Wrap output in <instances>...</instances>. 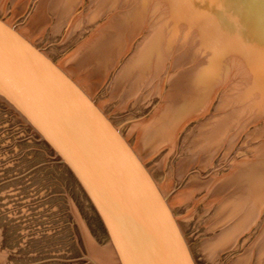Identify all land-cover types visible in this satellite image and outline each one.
Instances as JSON below:
<instances>
[{"label": "rangeland", "instance_id": "obj_1", "mask_svg": "<svg viewBox=\"0 0 264 264\" xmlns=\"http://www.w3.org/2000/svg\"><path fill=\"white\" fill-rule=\"evenodd\" d=\"M43 1L45 0H6L5 9L0 10V16L21 29L32 22ZM105 1L107 11L93 19L98 8L95 4L97 2L71 0L62 23L55 10L48 8V18L45 17L47 24L36 35L35 43L61 64L63 60L66 62V59H72L73 55L75 57L81 53L83 47L95 37L99 27L103 28L104 23L106 26L112 19H117L115 39L117 36L121 38H117L118 44L115 42V63L93 93V98L102 104L103 110L121 128L133 146L138 141L134 125L162 116L173 102L177 104L181 100L179 93L173 94L175 88L186 86L185 89H179L189 93L197 91L202 85L210 84L208 88L211 90H206L211 92L210 95H199L201 98L204 96V103L209 99L207 105L200 101L196 103L199 105L198 109L195 105L193 112L182 113L173 144L163 145L159 151L150 154L148 159L146 154H142L159 183L167 184V180L171 179L167 194L174 196L185 189H191L193 177H196L195 181L198 180L196 182L215 180L214 185L218 183L220 186L232 175L241 176V170H245V176L248 175L247 171L252 172L249 176H257V180H253L257 181L254 184L264 187V0ZM23 3L25 7L22 6ZM12 5L14 8H11ZM234 14L237 16L235 19ZM153 35L158 41L153 39ZM150 38L159 44H155L157 46L152 56H161L162 67L154 66L150 70L147 68L148 71L143 70L145 76L135 86L132 83L134 74H131L126 78L125 86L122 85L124 89L121 87L118 91L120 93L115 94L117 82L129 62L137 57L135 55L139 56L140 47L143 46L141 53L143 50L149 51L152 44L149 43ZM249 41L254 44H247ZM143 42H148V45L145 43L147 47ZM141 53L139 58L142 57L143 60L146 53ZM191 78H196L192 87L185 85ZM175 80L180 82V86H174ZM131 87L133 90L129 89ZM160 90L162 93L164 91L163 95ZM211 125L215 130L216 126L219 132L223 130L224 134H221L224 137L221 136L219 141L208 138L202 140L205 130L211 129ZM197 139L202 141L200 146L202 143L208 145H202L203 150L200 152L193 151V144ZM210 144H216L215 148ZM209 147L216 154L211 148L206 151ZM194 153L199 156L201 154V158H197ZM205 157L206 160L203 161ZM55 160L51 149L44 142L38 141L37 136L0 103V264H95L73 211L70 196L93 238L102 246L110 245L106 230L88 198L68 168ZM250 168L254 171H250ZM236 184L232 186L235 188L230 186L231 191H224L226 195L222 193L225 196L223 198L228 199L232 190L235 192L239 188ZM215 188L216 186L213 191ZM195 190L194 199L187 198L173 209L198 264H234L256 242L264 240L263 202L253 225L240 233L232 246L219 249L221 252L214 259L210 257L205 253L203 244L208 239L219 237L222 231V226L214 229L213 225L218 219L223 198L214 197L209 188L201 186ZM229 221L226 223L229 224ZM255 252L257 254L258 250ZM256 254L248 264L258 263Z\"/></svg>", "mask_w": 264, "mask_h": 264}, {"label": "water", "instance_id": "obj_2", "mask_svg": "<svg viewBox=\"0 0 264 264\" xmlns=\"http://www.w3.org/2000/svg\"><path fill=\"white\" fill-rule=\"evenodd\" d=\"M0 103L51 149L93 206L109 246L93 238L70 196L98 264H198L170 195L121 128L44 48L1 16Z\"/></svg>", "mask_w": 264, "mask_h": 264}, {"label": "bare ground", "instance_id": "obj_3", "mask_svg": "<svg viewBox=\"0 0 264 264\" xmlns=\"http://www.w3.org/2000/svg\"><path fill=\"white\" fill-rule=\"evenodd\" d=\"M20 1V0H19ZM70 1L71 0H45V1H43L42 2V4L39 6V8L37 9L38 11H37V13H36V15L34 16V18L31 20L32 22L31 23H29V25H27V26H23L21 29H20V31L21 32H23L25 35H27L31 40H35V37H36V35L40 32V30L47 24V19L46 18H48V17H46V15H48L47 14V9L48 8H50V9H52V10H55V12L59 15V21L61 22V21H63L64 20V18H65V12H67V8H70L69 6H70ZM178 1H180V0H178ZM209 1V0H208ZM216 1V0H215ZM5 2H6V0H0V10H4L5 8H4V6H5ZM49 4H48V3ZM78 2V1H77ZM93 2H97V3H95V4H97L98 5V8L96 9L97 11H96V13H94V14H96V16L94 17L93 16V19L94 18H96L97 16H99V14L100 15H102V13H104V12H106L107 10H106V6H105V4H106V1L105 0H93ZM186 2V1H185ZM193 2V1H192ZM241 2H243V1H241ZM15 3V2H14ZM18 3V1L16 2V4ZM29 3V2H28ZM41 3V2H40ZM210 3V2H209ZM22 4V3H21ZM174 4V3H173ZM185 4V3H184ZM211 4V3H210ZM213 4V3H212ZM25 4L23 3V5L22 6H24ZM112 4L111 3H109V6L110 7H112L111 6ZM176 5V4H175ZM197 5V4H196ZM27 6V5H26ZM20 7H21V5H20ZM25 7V6H24ZM175 7V6H174ZM189 7V6H188ZM192 7V6H191ZM11 8H14L13 7V5H12V7ZM10 8V9H11ZM198 8V7H197ZM19 9V8H18ZM181 9V8H180ZM189 9V8H188ZM215 9V8H214ZM106 10V11H105ZM174 11V10H173ZM193 11V10H192ZM196 11V10H195ZM197 11H199V10H197ZM23 13V12H22ZM114 13V12H113ZM194 13H196V12H194ZM232 13V12H231ZM15 14V13H14ZM178 15H179V13H177ZM187 14V13H186ZM222 14V13H221ZM254 14V13H253ZM235 15V14H234ZM233 15V16H234ZM17 16V15H16ZM122 16V15H121ZM233 16H232V18H233ZM46 17V18H45ZM237 16L235 15L234 16V19L236 18ZM253 17V16H252ZM50 18V17H49ZM122 19V18H121ZM125 19V18H124ZM49 20V19H48ZM70 20V19H69ZM115 20H117V19H112V22L110 23V24H108V25H106L105 26V23H104V27L103 28H100L99 27V29L98 30H96V34L94 35L95 37H92L93 39H92V41L91 42H89L88 44H86L82 49L83 50H81L82 52L81 53H78V55H76L75 57H74V55H73V58L72 59H70V58H68V59H70V60H68V59H66V62L64 61V63H63V61L61 62V66L70 74V75H72L84 88H85V90L89 93V95H91V97H93V93H95L96 91H97V89L99 88V86L101 85V83H102V81H103V79L105 80V77H106V75H107V73L109 72V69L112 67V66H114V63H115V46H116V43L118 44L119 43V41L118 42H116V40H117V38H118V36H117V38L115 39ZM122 21V20H121ZM121 21H119V22H121ZM59 22V23H60ZM118 22V23H119ZM62 23V22H61ZM124 23V22H123ZM122 23V24H123ZM121 24V25H122ZM126 24V23H125ZM220 24V23H219ZM97 25V24H96ZM124 25V24H123ZM246 25V24H245ZM20 26V25H19ZM100 26V25H99ZM241 26V25H240ZM247 26V25H246ZM237 27V26H236ZM58 28V27H57ZM248 28V27H247ZM19 29V28H18ZM44 30H45V28H44ZM117 30V29H116ZM251 31V30H250ZM118 32H120L119 30H118ZM43 33V32H42ZM117 33V32H116ZM249 33V32H248ZM117 34H119V33H117ZM116 34V35H117ZM120 34H122V33H120ZM240 33H238V37L240 36L239 35ZM242 35V34H241ZM248 35V34H247ZM123 36V35H122ZM209 36V35H208ZM39 38V37H38ZM41 38V37H40ZM119 38H121V37H119ZM118 38V39H119ZM147 38H149V37H147ZM151 38H152V36H151ZM151 38L150 39H148V40H151ZM215 38V37H214ZM242 38V37H241ZM123 39V38H122ZM153 39H154V35H153ZM247 39V38H246ZM245 39V40H246ZM251 39V38H250ZM249 39V40H250ZM253 39V38H252ZM147 40V41H148ZM154 40H156V39H154ZM154 40H151V41H149V43L151 42L152 44L150 45V47H149V51H147V52H145V50H143L142 51V53L144 52V54L146 55H143V56H145V58L143 59V60H141L142 59V57H141V59L139 58V56H140V53H141V48H143V46L142 47H140V50H138L139 51V56L138 55H135V56H137L136 58H133L130 62H129V65H127L126 66V69H125V72H124V74L123 75H121V78L119 79V81L117 82V86H116V88H115V91H114V93L116 94V93H120V92H118L119 91V89L122 87V85L124 84V82H126V78L127 77H129L131 74H134V82H132L133 83V85L136 83V85H138L139 83H141V82H139L140 80H142L143 78H144V76H145V74H143V70L145 71V70H147V68H148V70H150V68H153L154 66L156 67V66H161L162 67V65H160L161 64V62H162V58H161V56L160 57H157V58H153V51H154V48L157 46V45H159L158 44V42H156V41H158V40H156V41H154ZM242 40H244V38L242 39ZM255 40H257V39H255ZM261 41V40H260ZM35 42V41H34ZM116 42V43H115ZM144 43V46H145V43L147 44L148 42H143ZM217 43V42H216ZM251 42L249 41L247 44H250ZM155 44H157L156 46H155ZM246 44V43H245ZM252 44H254V42H252ZM252 44H250V45H252ZM148 45V44H147ZM255 45H256V43H255ZM254 45V46H255ZM256 46H258V45H256ZM145 47H147V46H145ZM259 48H260V46H258ZM228 48V47H227ZM243 48V47H242ZM244 48H245V46H244ZM243 48V49H244ZM215 49V48H214ZM148 50V49H147ZM157 50V49H156ZM230 50V49H229ZM226 51V50H225ZM239 51V50H238ZM250 51V50H249ZM262 51H263V48H261V53H262ZM79 52V51H78ZM155 52V51H154ZM215 52V51H214ZM227 52V51H226ZM142 53H141V55H142ZM162 53H164V52H162ZM248 53V52H247ZM117 54V53H116ZM137 54V53H136ZM161 54V53H160ZM165 55V54H164ZM261 55V54H260ZM155 56V55H154ZM263 56H264V54H263ZM255 58V57H254ZM257 58V57H256ZM260 58V57H259ZM120 59V58H119ZM164 59V58H163ZM167 59V58H166ZM262 59V58H261ZM166 61V60H165ZM60 62V61H59ZM181 62V61H180ZM63 63V64H62ZM252 64V63H251ZM164 65H165V63H164ZM250 65V64H249ZM179 66V65H178ZM259 66H260V64H259ZM157 68V67H156ZM181 68V67H180ZM159 69V68H158ZM253 69V68H252ZM147 70V71H148ZM191 70V69H190ZM156 71V70H155ZM194 71V70H193ZM159 72V71H158ZM180 72H182V70L180 71ZM186 72H187V70H186ZM197 72V71H196ZM144 73H146V72H144ZM211 73V72H210ZM157 74V73H156ZM182 74V73H181ZM180 75V74H179ZM179 75H178V77H179ZM187 75V74H186ZM183 76H184V73H183ZM191 76V75H190ZM192 76H195V75H192ZM176 77V76H175ZM180 77H182V76H180ZM211 77V76H210ZM261 77V76H260ZM167 79V78H166ZM185 79H187V78H185ZM196 79V78H195ZM194 79V80H195ZM182 80V81H181ZM180 81L183 83V79H181ZM190 80V79H189ZM188 80V81H189ZM194 80H192V78H191V80L188 82H186V83H184L185 85H188V86H191L192 85V82L194 81ZM198 80V79H197ZM210 81V80H209ZM105 82V81H104ZM103 82V83H104ZM128 82V81H127ZM130 82V83H131ZM174 82H176V80L174 81ZM173 82V83H174ZM195 82V81H194ZM202 82H203V80H202ZM260 82V81H259ZM263 82V81H262ZM262 82H260V83H262ZM138 83V84H137ZM172 83V84H173ZM178 83H180L179 81H177L176 82V84L174 85V86H176V87H178V86H180ZM200 83V82H199ZM206 83V82H205ZM210 83V82H209ZM264 83V82H263ZM183 84V85H184ZM195 84V83H194ZM132 85V86H133ZM178 85V86H177ZM182 85V86H183ZM184 85V86H185ZM124 86H125V84H124ZM123 86V87H124ZM135 86V85H134ZM187 86V87H188ZM122 87V89H124ZM186 87V86H185ZM185 87L183 88V87H179V88H183V89H185ZM192 87V86H191ZM210 88V84H209V86L207 85V84H205V85H202L197 91H195V92H189V93H187V92H184L183 91V89H176L175 88V90H174V92H173V94L175 95V92H176V94H178L179 93V95L181 96V98H179V99H181V100H179L178 98V100H179V102H177V104L176 103H174L173 102V104L172 105H170L171 103H172V101H170L169 102V107H168V103H167V107H168V109L166 110V111H164V110H162V111H164V113H163V115L162 116H160V117H154V120H151L150 118V122H148V121H146V122H144L143 121V123L141 122V123H137L136 125H134V132L135 133H137V136H138V141H136L135 142V145H134V147H135V149H136V151L138 152V154L141 156V158L144 160V161H146L147 159H148V156H150V154H152L153 152H157V151H159L160 150V148L163 146V145H165V144H168L169 145V143H172L175 139V136L177 135L176 134V127L177 126H179V122H180V120L182 119V113L184 112V113H186L187 111L188 112H191L192 110H195L194 109V106L196 105V107L195 108H197V106H198V108H199V105L198 104H196V103H199L200 101L202 102L203 101V97L201 98V96H199L200 94H206V95H210V91L209 92H207L208 91V89ZM135 88H137V87H135ZM195 88V87H194ZM198 88V87H197ZM129 89H131V90H133L132 89V87L131 88H129ZM129 89H127V91L130 93V91H129ZM162 90V89H161ZM160 90V91H161ZM165 90V89H164ZM170 90V89H169ZM193 90V89H192ZM195 90V89H194ZM207 90V91H206ZM209 90H211V89H209ZM121 91V90H120ZM126 91V92H127ZM135 91V90H134ZM133 91V92H134ZM173 91V90H172ZM206 91V92H205ZM170 92H171V90H170ZM113 93V94H114ZM159 93V92H158ZM161 93H162V91H161ZM163 93H164V91H163ZM163 93L161 94V95H163ZM168 93V92H167ZM170 93H168V95H169ZM171 94H172V92H171ZM170 94V96L172 97H174V95H171ZM214 94V93H213ZM127 95V94H126ZM152 95V94H151ZM179 95H178V97H179ZM212 95V94H211ZM113 96V95H112ZM114 97H115V95H114ZM118 97H119V95H118ZM127 97V96H126ZM129 97V96H128ZM169 97V96H168ZM170 97V98H171ZM177 97V96H176ZM206 97V96H205ZM209 97V96H208ZM207 97V98H208ZM126 99V98H125ZM128 99V98H127ZM174 99V98H173ZM172 99V100H173ZM176 99V98H175ZM206 99V98H205ZM225 99V98H224ZM102 100V99H101ZM109 100V99H108ZM108 100H106V101H108ZM171 100V99H170ZM207 100H209V99H206L205 101L207 102ZM105 101V100H104ZM125 102V101H124ZM165 102V101H164ZM175 102H176V100H175ZM206 102L204 103V101L202 102L203 103V105L204 104H206ZM106 103V102H105ZM127 103V102H126ZM100 105V104H99ZM102 105V104H101ZM100 105V106H101ZM164 105H166V104H164ZM201 105V104H200ZM207 105V104H206ZM104 106V105H103ZM164 107H166V106H164ZM101 108H102V106H101ZM108 108V107H107ZM161 108H163V107H161ZM197 108V109H198ZM103 109V108H102ZM165 109V108H164ZM207 110V109H206ZM186 111V112H185ZM159 112H161V111H159ZM159 112H158V114H157V116H159ZM193 112V111H192ZM195 113V112H194ZM162 113H160V115H161ZM186 114H188V113H186ZM185 114V115H186ZM191 114V113H190ZM182 116V117H181ZM219 118V117H218ZM153 119V118H152ZM184 119V118H183ZM222 119V118H221ZM147 120V119H146ZM183 121V120H182ZM139 122H140V120H139ZM223 122V121H222ZM183 123V122H182ZM218 123V122H217ZM225 123V122H224ZM134 124V123H133ZM206 128H208V127H206ZM210 128L211 129H207V131L205 130V132H204V130H203V132H204V134H203V132H201L202 134H203V138H202V140H204V139H206V138H208V140L209 139H211V140H220V137L221 136H223L221 133H223V130H222V132H219V129L217 130V127L215 126V128H216V130L214 129V127L211 125L210 126ZM220 128V127H219ZM222 128V127H221ZM220 128V129H221ZM203 129V128H202ZM133 132V131H132ZM202 134H201V136H202ZM224 134V133H223ZM200 135V134H199ZM198 135V136H199ZM197 136V137H198ZM196 137V138H197ZM224 137V136H223ZM199 139H200V136H199ZM199 139H197L196 141L199 143V144H196L197 142H195L193 145H194V148H193V146H191L192 148H193V151L194 150H199L198 152H200V150H203V148H201V147H203L202 145H206V146H208L207 144H203L202 143V145L200 146V143L202 142H199L200 140ZM199 140V141H198ZM194 141H195V138H194ZM218 141H216V142H218ZM222 141V140H221ZM221 141H220V143H221ZM207 142V141H206ZM209 142V141H208ZM207 142V143H208ZM211 143V142H210ZM212 143H213V141H212ZM215 143V142H214ZM213 143V144H214ZM219 142H218V144H220ZM222 143H223V141H222ZM173 144V143H172ZM195 144L196 145H199L200 146V148L198 147V146H195ZM213 144H210V145H212L213 146ZM217 144V143H216ZM216 144L213 146V148H215V146H216ZM171 145V144H170ZM222 145V144H221ZM206 146H204V147H206ZM218 147V146H217ZM217 147H216V149H217ZM220 147V146H219ZM218 147V148H219ZM192 148H191V150H192ZM211 148V149H210ZM212 147H209L208 148V150L206 149V151H209V149L211 150V151H214V153H215V150H212L213 149ZM190 149V148H189ZM197 152V153H198ZM205 152V151H204ZM196 153V152H195ZM194 153V154H195ZM213 153V152H212ZM142 154H146L145 156H147V159L145 158V156L143 157V155ZM216 154V153H215ZM214 154V155H215ZM191 155V154H190ZM196 156H197V158H201L200 156H201V154H200V156H199V154L197 155V154H195ZM152 156V155H151ZM199 156V157H198ZM192 157V156H191ZM193 157H194V155H193ZM203 157V156H202ZM196 158V159H197ZM146 159V160H145ZM194 159V158H193ZM203 159V158H202ZM210 159V158H209ZM183 160V159H182ZM185 160V159H184ZM187 160H188V157H187ZM189 160H191V159H189ZM198 161H199V159H197ZM204 160H206V157L203 159V161ZM207 161H208V159H207ZM186 162V161H185ZM241 163H242V161H240ZM246 162V161H245ZM244 163V162H243ZM239 164V163H238ZM246 164V163H245ZM244 164V165H245ZM250 164H252V163H249V165ZM162 165V164H161ZM164 165V164H163ZM203 165V164H202ZM240 165V164H239ZM249 165H245L247 168L249 167ZM182 166L183 167H185L183 164H182ZM241 166V165H240ZM253 166V165H252ZM161 167V166H160ZM165 167V166H164ZM187 167H188V165H187ZM244 167V166H243ZM251 168H253V167H251ZM251 168H250V171H254V170H251ZM180 169H182V167H180ZM239 169H240V167H239ZM245 169V168H244ZM241 170V169H240ZM249 170V169H248ZM184 171H185V169H184ZM239 170H237V172H238ZM245 170H241L240 171V175L241 176H235V175H232V177H230V178H228L227 179V182H225V183H222V185H220V186H218L216 183V185H214V182L213 181H215V180H213L212 182H196V181H198L197 179H196V181H195V179L194 178H196V177H193V180L195 181H191V184H190V186H191V189H185V190H183V191H181V192H179V193H177L176 195H174V196H172V194H171V196H170V198H172V199H170V204H171V206H172V208H174L175 207V205H177L178 203H182V202H184L187 198H193V193H194V191L193 190H195V188L196 187H200L201 188V186L204 188H209V191L211 190V191H213V188L216 186V188L214 189V191L212 192V193H214V197H216V196H222V193L224 192V191H228L229 189H230V191H231V189L232 188H235V186L234 187H232L233 186V184H235V183H237L239 186H237V188L238 189H235V192H233L234 191V189L232 190V193H231V195H230V197L228 198V199H226V198H223V197H225L224 195H226L225 194V192L223 193L224 195L221 197V199L223 198V202H222V205L220 206V208H219V216L217 217L218 219H217V221L216 222H214L215 223V226L213 225V227H214V229L218 226H222V231H221V233H220V235H219V237H217V238H213V239H208L207 241H204L205 242V244H203V248L205 249L204 251H205V253H207L208 255H210V257H212L213 259H214V257H215V255H217V254H220V252H221V250H220V252H219V249H221L222 248V250H224V248H227L228 246H232L234 243H235V241L238 239V237H239V235H240V233L242 234L243 233V231H245L247 228H249L250 226H251V224H252V222L254 221V218H256V215L259 213V209L263 206L262 204H263V202H264V187H260L259 186V184H254V183H256L257 181H253V180H255L256 178L255 177H257V176H254L253 174H252V176H249L251 173L249 172V171H247V169H246V171L248 172V175L247 176H245V172H244ZM170 172H172V171H170ZM169 172V173H170ZM200 172V171H199ZM236 172V173H237ZM243 172H244V174H243ZM246 172V173H247ZM239 173V172H238ZM238 173H237V175H238ZM250 173V174H249ZM171 174V173H170ZM179 177V176H178ZM182 177V176H181ZM261 176H259V178H260ZM215 178H216V176H215ZM214 178V179H215ZM262 178V177H261ZM192 179V178H191ZM212 179V178H211ZM220 179V178H219ZM171 179H168L166 182H167V184L165 183H159V185H160V187L163 189V191L164 192H166L167 193V187H170L171 186V182L172 181H170ZM200 180V179H199ZM257 180V179H256ZM261 180V179H260ZM162 181V180H161ZM160 181V182H161ZM216 181H217V178H216ZM259 181V180H258ZM236 184V185H237ZM218 186V187H217ZM230 186L232 187V188H230ZM228 187V188H227ZM200 190V189H199ZM236 190H237V192H236ZM239 190V191H238ZM196 191V190H195ZM228 194H230V192L228 193ZM213 198V197H212ZM218 198V197H217ZM194 199V198H193ZM226 199V200H225ZM209 200V199H208ZM214 200V199H213ZM213 200H212V202H213ZM210 201V200H209ZM208 203V202H207ZM207 208V207H206ZM174 210V209H173ZM245 211V212H244ZM242 212H244V213H242ZM217 216V215H216ZM239 217V219H236V217ZM258 216V215H257ZM237 217V218H238ZM181 218V217H180ZM234 218L237 220V221H234L233 222V220H234ZM216 219V218H215ZM229 220H232V222L231 221H229ZM230 222L229 224H227L226 222ZM224 223L226 224V225H224ZM253 225V224H252ZM260 241V240H259ZM256 242L254 245H253V247H251L249 250H248V252H246V254H245V256L244 257H242V258H240V259H237V261L236 262H234V264H248V262L251 260V257H253V255L254 254H256V249L258 250V253L256 254L257 255V257H258V263L257 264H264V260H263V256H264V240L263 241H261V242ZM108 246V245H107ZM242 256V255H241ZM238 258V257H237ZM95 261V260H94ZM95 263L96 264H98L96 261H95Z\"/></svg>", "mask_w": 264, "mask_h": 264}]
</instances>
